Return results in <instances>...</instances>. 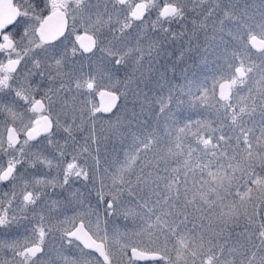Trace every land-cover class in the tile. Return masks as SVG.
Returning <instances> with one entry per match:
<instances>
[{
    "label": "snow or ice",
    "instance_id": "obj_1",
    "mask_svg": "<svg viewBox=\"0 0 264 264\" xmlns=\"http://www.w3.org/2000/svg\"><path fill=\"white\" fill-rule=\"evenodd\" d=\"M0 264H264V0H0Z\"/></svg>",
    "mask_w": 264,
    "mask_h": 264
},
{
    "label": "rangeland",
    "instance_id": "obj_2",
    "mask_svg": "<svg viewBox=\"0 0 264 264\" xmlns=\"http://www.w3.org/2000/svg\"><path fill=\"white\" fill-rule=\"evenodd\" d=\"M209 59H211V53H209ZM195 64H197V66H195ZM184 67H186V68L187 67H189V68L194 67V69H195L194 70L195 76L192 75L190 77V74H189V79L190 80L194 79L196 76H198L199 79L202 81L204 79L205 75H207L208 80H209V86H210V83H211V69L213 67L212 64L205 65L202 60H201V63H200L199 59H197V63L193 62L192 60H188L187 64L184 65ZM183 75L184 74L182 73V76H181V73H180L179 77L181 78V80H180V78L177 80V83H179V81H180L181 86L184 84V79H182ZM185 91H187V89ZM193 91H195V88H193ZM158 95H159V93H158ZM94 102H96L98 104L96 98H95ZM185 110L187 111V109H185ZM193 119H196V116H193Z\"/></svg>",
    "mask_w": 264,
    "mask_h": 264
},
{
    "label": "trees",
    "instance_id": "obj_3",
    "mask_svg": "<svg viewBox=\"0 0 264 264\" xmlns=\"http://www.w3.org/2000/svg\"><path fill=\"white\" fill-rule=\"evenodd\" d=\"M189 67H190V66H189ZM189 67H187V68L190 69V73H189V74H190V77H191V76L195 73V72H194L195 69H193V68H189ZM180 73H181V72H180V70H179V68H178V69H177V72H176V76L179 77ZM181 76H182V73H181ZM179 78H180V77H179ZM182 79H183V78H182ZM180 80H181V78H180ZM174 83H176V84H180V81H179V83H177V80H175ZM180 85H181V84H180ZM184 111H185V114H187V111H186V110H184Z\"/></svg>",
    "mask_w": 264,
    "mask_h": 264
},
{
    "label": "flooded vegetation",
    "instance_id": "obj_4",
    "mask_svg": "<svg viewBox=\"0 0 264 264\" xmlns=\"http://www.w3.org/2000/svg\"><path fill=\"white\" fill-rule=\"evenodd\" d=\"M199 62L201 63V60H200V59H199ZM195 63H197V60H195ZM195 66H197V64H195ZM191 68L194 69V67H191ZM96 100H97V102H98V95H97V97H96Z\"/></svg>",
    "mask_w": 264,
    "mask_h": 264
},
{
    "label": "water",
    "instance_id": "obj_5",
    "mask_svg": "<svg viewBox=\"0 0 264 264\" xmlns=\"http://www.w3.org/2000/svg\"><path fill=\"white\" fill-rule=\"evenodd\" d=\"M98 102H99V96H98Z\"/></svg>",
    "mask_w": 264,
    "mask_h": 264
}]
</instances>
